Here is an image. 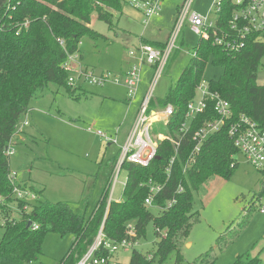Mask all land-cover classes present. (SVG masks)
Instances as JSON below:
<instances>
[{
  "label": "trees",
  "instance_id": "16d2710c",
  "mask_svg": "<svg viewBox=\"0 0 264 264\" xmlns=\"http://www.w3.org/2000/svg\"><path fill=\"white\" fill-rule=\"evenodd\" d=\"M125 5L123 0H0V195L7 201L13 186L8 179L11 169L5 152L17 132L21 117L28 112L33 100L46 96L51 85L77 101L93 94L83 86L68 83L64 63L69 55L79 50L83 37L106 38L90 26L94 13L99 20L114 28L115 13H122ZM144 43L158 47L165 45L153 41ZM263 58L264 43L255 40H249L238 52L213 45L209 40L199 41L191 62L178 81L169 87L164 98H153L151 108L173 106L174 114L167 130L178 138L180 126L186 120L188 103L194 99L206 66L211 62L222 67L223 71L219 77L208 81L209 89L230 102L235 117L246 114L264 129V85L257 83ZM212 117L211 110L200 114L190 131ZM187 136L182 139L177 152L172 142L162 141L158 148L160 158L149 167L125 162L122 169L127 170L128 178L120 201H110L106 187L89 214L76 211L69 202H53L41 197L22 213L21 218L4 216V221H0V228H3L0 264L38 263L48 232H56L61 237L74 235L72 246L61 264H77L102 227L105 239L121 241L128 236V224L132 223L137 229L136 239L141 241L151 222L157 237L152 250L143 252L135 247L130 261L118 264H165L173 253L175 264H182V246L200 220L199 210H194L195 194H201L213 176L231 178L238 165V149L226 127L208 137L192 164L187 161L194 141L191 135L190 138ZM116 160L117 157L110 167L111 173ZM149 180L163 185L153 201L154 207L145 205ZM171 200L176 201L167 209ZM19 205L22 207L23 203ZM90 205L91 202H87L85 207ZM154 208L159 215L152 213ZM30 222L36 223L38 228L33 229ZM97 255L108 256L109 253L99 250ZM216 260L212 247L193 264H214ZM233 264H262V260L248 251L238 255Z\"/></svg>",
  "mask_w": 264,
  "mask_h": 264
},
{
  "label": "rangeland",
  "instance_id": "374dc122",
  "mask_svg": "<svg viewBox=\"0 0 264 264\" xmlns=\"http://www.w3.org/2000/svg\"><path fill=\"white\" fill-rule=\"evenodd\" d=\"M182 1L162 0L159 15L150 19L144 16L143 11L126 4L122 14L115 13L114 28L99 20L94 13L90 26L106 38L94 40L83 37L74 55H82L77 60L90 68L98 67L120 74L137 62V57L131 56L129 51L136 48L134 45L141 36L166 43ZM213 3L214 0H194L192 10L213 14ZM198 42V35L191 31L186 21L177 40V48L155 86L154 99L164 98L169 87L178 81L191 62ZM145 67L142 80L149 74L145 75ZM222 71V67L209 62L203 82L219 77ZM78 83L93 94L77 101L51 85L46 96L31 102L28 112L18 123L21 131L14 138L12 146L15 151L9 156V163L20 181L29 184L36 192L43 191L39 193L42 199L66 201L76 211L89 214L106 187L109 197L112 192L111 199L120 201L128 178V172L123 168L113 189L110 167L119 147L109 145L95 130L114 134L119 124L125 123L119 137L122 143L127 123L138 104L134 101L132 107L128 106L129 91L123 85H93L81 80ZM257 83L264 85V58L258 70ZM236 159L238 165L231 178L213 176L205 184L203 192L195 194L194 210H199L200 220L182 246V264H193L197 257L212 247L217 256L214 264H233L238 255L248 251L252 256H259L264 264V213L259 210L260 204H264V196L260 197L264 171L248 163L242 154L238 153ZM87 202H91L89 208L85 207ZM152 213L159 215L160 212L154 208ZM15 217L20 218V214L15 212ZM2 234L3 228H0V237ZM73 240V234L61 237L56 232H48L43 243V255L36 264H61ZM156 240L151 222L139 248L149 252ZM130 258L131 251H120L115 256L122 263H128ZM165 264H175L174 253Z\"/></svg>",
  "mask_w": 264,
  "mask_h": 264
},
{
  "label": "built area",
  "instance_id": "2783aa9c",
  "mask_svg": "<svg viewBox=\"0 0 264 264\" xmlns=\"http://www.w3.org/2000/svg\"><path fill=\"white\" fill-rule=\"evenodd\" d=\"M123 1L133 8L143 11L147 19L158 15L162 4V0ZM193 1H182L168 40L163 47L141 43L134 50L129 51L131 56L137 57V62L124 73L119 74L113 71L97 73L84 67L77 60L80 57L78 53L69 55L64 63V69L68 72V83L71 86L79 85L80 80L93 85H105L107 83L123 85L129 91L130 100L134 99L138 92L143 67L146 65L153 67L148 91L143 97L122 143H120L119 130L114 134L95 130L109 145L119 147L111 179L113 189L118 183L119 173L125 162L149 167L157 159L158 148L162 141L169 140L172 142L176 146L177 152L182 139L187 135L190 138L191 135L194 146L189 154L187 164H192L208 137L224 127H226L229 137L238 149V153L242 154L247 162L256 169L264 171V129L259 128L256 122L246 114L235 117L230 102L221 97L219 93L211 91L208 82H201L197 87L194 99L188 103L186 120L180 126L178 138L170 135L167 130V125L174 114L173 106L168 104L165 107L151 108L155 86L164 73L174 49L177 48L176 43L186 21H188L191 31L198 35L199 41L209 40L213 45H220L230 52L240 51L249 40L264 43V0H214L213 14L208 12L203 14L198 10H192ZM194 54L195 52H193ZM209 110L214 113V117L206 119L196 130L190 131L193 129L192 126L197 117ZM88 130L93 131L91 127H88ZM20 131L18 125L17 132L9 142L5 152L8 157L15 151L12 145L15 143L14 138ZM175 158L176 155L171 159V165ZM168 172H170V167ZM8 179L13 186V191L9 201L0 195L1 222L4 221V216L9 215L10 219L16 218L15 212H18L21 218L22 213L31 208L32 203L41 199V195L34 191L29 184L18 179V173L15 170L9 171ZM148 186L149 194L145 199V205L154 207L153 201L163 189V185L154 180H149ZM182 188L181 186L180 190ZM111 197L112 192L109 197L110 201L112 200ZM175 201H169L166 208L169 209ZM20 203H23L22 207H20ZM259 210L264 213V204H260ZM31 226L33 229L38 228L34 222L31 223ZM127 235L121 241L105 239L102 227L93 244L77 264H118L120 261L115 259L118 252L132 251L133 248L140 245V241L136 239L137 229L132 223L128 224ZM99 250H107L109 255L99 256L97 255Z\"/></svg>",
  "mask_w": 264,
  "mask_h": 264
},
{
  "label": "crops",
  "instance_id": "0c3cea01",
  "mask_svg": "<svg viewBox=\"0 0 264 264\" xmlns=\"http://www.w3.org/2000/svg\"><path fill=\"white\" fill-rule=\"evenodd\" d=\"M135 9V8H134ZM123 10H124V8H123ZM122 13H123V11H122ZM122 13H120V14H122ZM159 15V14H158ZM153 41V42H159V41H156V40H151V39H148V38H145L144 36H141V38H140V40L138 41V43H137V45H134L135 47H138L141 43H144V41ZM160 43H163V42H160ZM80 55V54H79ZM80 56H82V55H80ZM83 65H84V67H87V68H89V69H92V68H94V69H92V70H94L95 72H97V73H101V72H103V71H111V70H105V69H102V68H98V67H92V68H90L88 65H86L85 63H83ZM130 68V67H129ZM128 68V69H129ZM128 69H126V70H128ZM145 69V75H147L148 73V75H147V79L145 78L144 80H141V83H140V86H139V89H138V92H137V94H136V96H135V98L134 99H132V100H130L129 98L127 99V101H128V106L130 107H132L133 106V104H134V101L138 104L137 105V108H136V110L134 111V114L132 115V118L129 120V122L127 123V125H128V128L125 130L126 132H128V130L130 129V127H131V124H132V122H133V119H134V117H135V115H136V113H137V111H138V108H139V105H140V103H141V101H142V99H143V97L146 95V93H147V91H148V88H149V86H150V82H151V79H150V82L148 83V78H149V76H150V74H151V71H152V74H153V67L152 66H149V65H146V67L144 68ZM126 70H123L121 73H124ZM146 70H147V73H146ZM151 74V75H152ZM150 78H151V76H150ZM125 121H126V119H125ZM123 125H125V123L123 124V123H120L119 124V126L117 127V130H116V132L119 130L120 131V134H121V129L123 128ZM126 132H124L125 134H126Z\"/></svg>",
  "mask_w": 264,
  "mask_h": 264
},
{
  "label": "water",
  "instance_id": "95a60500",
  "mask_svg": "<svg viewBox=\"0 0 264 264\" xmlns=\"http://www.w3.org/2000/svg\"><path fill=\"white\" fill-rule=\"evenodd\" d=\"M160 157L159 156H157V159H159ZM264 181V180H263ZM30 225H31V222L29 223Z\"/></svg>",
  "mask_w": 264,
  "mask_h": 264
}]
</instances>
